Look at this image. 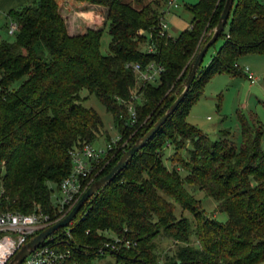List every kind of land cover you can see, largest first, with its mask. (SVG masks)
I'll return each instance as SVG.
<instances>
[{
	"label": "trees",
	"instance_id": "16d2710c",
	"mask_svg": "<svg viewBox=\"0 0 264 264\" xmlns=\"http://www.w3.org/2000/svg\"><path fill=\"white\" fill-rule=\"evenodd\" d=\"M78 1L106 8V54L98 49L101 29L66 33L55 0H32L6 13L15 29L12 40H0V212L38 209L54 217L47 184L57 187L70 170L68 151L91 144L101 128L95 111L82 106L79 90L93 94L110 114L115 145L129 133L131 144L145 132L178 94L187 64L209 38L224 0L187 6L189 25L175 37L158 34L164 0L139 8L125 0ZM219 39L173 112L75 214L69 236L59 228L42 242L67 252L64 263L93 264L109 256L112 264H157L158 235L177 244L167 264L264 263V128L254 117L237 114L236 145L226 129L211 140L184 120L211 76L245 77L237 60L264 55V0H231L223 29L207 49ZM148 62L162 68L154 83L136 80L125 67ZM166 145L172 150L168 167L162 159ZM114 146L93 180L123 152H113ZM187 187L211 198L213 211L226 219L207 216ZM175 206L190 213L192 224L175 217ZM111 236L134 245L97 255Z\"/></svg>",
	"mask_w": 264,
	"mask_h": 264
},
{
	"label": "rangeland",
	"instance_id": "374dc122",
	"mask_svg": "<svg viewBox=\"0 0 264 264\" xmlns=\"http://www.w3.org/2000/svg\"><path fill=\"white\" fill-rule=\"evenodd\" d=\"M70 0H55L56 10L60 15L62 12L65 17H62L66 33L68 35L82 34L86 30H98L101 29V35L99 38V52L101 54L107 53V43L109 37L106 32L105 14L106 8L98 4H92L85 1H77L83 4L84 13H91V19H82L79 24L74 20L76 18L77 8H73ZM72 1V0H71ZM196 0H175L176 6L166 10L162 5V20L166 24V34L169 37H175L181 30L185 29L189 25L190 14L186 10V7L193 4ZM133 8H139L140 5L145 4L148 0H140L136 3L135 0H125ZM82 18V17H80ZM10 19L7 15L0 12V40H12V35H6V25ZM69 24L71 31L69 30ZM76 28L73 32L72 30ZM226 30V27L224 28ZM221 44V40H217L211 47H209L202 58L201 64H206L209 61V57ZM244 58L243 61H241ZM239 67H246L248 72L251 73V80H247L244 76H228L224 74H214L204 84L200 97L193 102L187 111L184 118L185 122L194 125L199 128L209 139H216L219 135V131L228 130L231 135L232 141L237 145L239 142L238 129H237V114L244 115L245 117L252 116L261 124L264 128V55L247 54L241 56L237 60ZM79 97L81 99L82 106L91 108L99 116L101 121V128L99 134L91 145L95 148L104 147L107 141H114L117 137L116 129L112 125V119L108 112L104 110L103 105L97 100L93 94L87 93L85 90H79ZM218 105V110L216 109ZM133 133H129L125 138L121 139L117 145L114 146V151H124L130 144ZM264 141V133H263ZM163 153V163L166 167L170 165L167 160V156H171V146L166 145ZM178 153L183 156V151ZM113 154V153H112ZM101 164V163H100ZM50 193L49 199L54 202L57 196V190L54 184H47ZM187 191L192 194L194 199L199 201L200 207L203 209L207 216L213 217L216 221H224L226 215L223 212H214V201L203 196L198 190H190L187 187ZM175 217H184L189 223L192 224V216L186 210H181L177 206L174 208ZM193 237L191 236L189 242L192 243ZM154 251L156 255L157 264H167L169 257L172 255L173 250L176 247V242L172 241L163 235H158L153 239ZM181 245L180 243H178ZM118 247L117 252L120 250ZM111 257L106 256L102 259L96 260L95 264H112ZM264 264V263H258Z\"/></svg>",
	"mask_w": 264,
	"mask_h": 264
},
{
	"label": "built area",
	"instance_id": "2783aa9c",
	"mask_svg": "<svg viewBox=\"0 0 264 264\" xmlns=\"http://www.w3.org/2000/svg\"><path fill=\"white\" fill-rule=\"evenodd\" d=\"M164 5L167 10L174 8L176 3L175 0H165ZM5 28L6 35H11L14 32L15 23L10 20ZM165 29L166 24L161 18L158 24V34L163 35L166 32ZM151 50V46H147L145 49L146 52H150ZM125 67L133 73L136 80L147 83L156 82L162 70L160 65L152 62L145 63L144 65L130 63L125 64ZM242 70L245 73L246 79L251 80L252 75L248 72L247 68L243 67ZM127 110L130 116H133L131 108L128 107ZM117 139L116 137L114 141H107L102 148H95L91 144L84 143L68 151L70 170L57 184V196L53 202L55 206L54 217L50 218L48 215L42 214L38 209H33L29 213L0 212V264H6L15 251L29 237L60 219L69 210L80 193L93 181L100 168L106 163V153L115 145ZM71 221L62 231V234L67 237L69 236L68 226ZM56 231L46 239L51 240L52 235ZM130 245H134V243L121 237L111 236V241H106L98 247L96 254L99 256L110 253L114 254L117 252L118 247H128ZM68 256L67 252L57 251L49 245L41 243L32 249L19 264H74L72 261L64 263V260ZM93 264H95V261Z\"/></svg>",
	"mask_w": 264,
	"mask_h": 264
},
{
	"label": "water",
	"instance_id": "95a60500",
	"mask_svg": "<svg viewBox=\"0 0 264 264\" xmlns=\"http://www.w3.org/2000/svg\"><path fill=\"white\" fill-rule=\"evenodd\" d=\"M230 5L231 0L223 1L221 10L214 26L211 29L209 38L203 45L198 46L195 52L193 53L191 59L187 64L185 75L176 89L178 94L167 107V109L163 112V114H161L145 132H143L140 136L136 137L133 140V142L121 153L115 163L104 175L100 176L97 179H94L88 184V186L80 193V195L69 208V210L60 219L56 220L55 222L51 223L50 225L46 226L45 228L41 229L40 231L29 237L27 241L15 251V253L7 261L6 264H19L20 261L32 249L40 245L54 231L58 230L59 228L66 227L68 223L74 218L75 214L79 211V209L83 206V204L87 201V199L92 196L98 189L108 184L116 176V174L127 164L133 154L138 151L152 137V135L162 125L165 119L173 112V110L176 108L178 103L185 95L190 85V82L192 81V78L195 75V72L202 61L207 47L215 41L217 35L222 31Z\"/></svg>",
	"mask_w": 264,
	"mask_h": 264
},
{
	"label": "crops",
	"instance_id": "0c3cea01",
	"mask_svg": "<svg viewBox=\"0 0 264 264\" xmlns=\"http://www.w3.org/2000/svg\"><path fill=\"white\" fill-rule=\"evenodd\" d=\"M31 2H32V0H0V12H2L3 14L6 15L8 10L20 7L22 5L30 4ZM69 3H71L73 8L79 9V10H77L76 18H74V20L77 22V24H79L80 21L84 18L91 19L92 12L94 13L95 10H93L91 13H84L83 9H81V7H83L82 3L77 2V1H73V0L72 1L70 0ZM96 6L99 7V5H96ZM60 15L62 17H65V15L62 12H60ZM80 17H82V18H80ZM75 29L76 28H74L72 30V32ZM69 30L71 31L70 24H69ZM243 60H244V58L241 61H243ZM249 117H251V116H249Z\"/></svg>",
	"mask_w": 264,
	"mask_h": 264
}]
</instances>
